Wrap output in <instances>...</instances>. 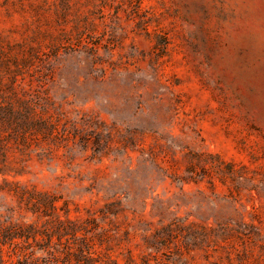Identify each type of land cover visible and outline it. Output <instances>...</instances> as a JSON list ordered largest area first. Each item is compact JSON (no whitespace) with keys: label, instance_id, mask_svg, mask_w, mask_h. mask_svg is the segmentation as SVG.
<instances>
[{"label":"rangeland","instance_id":"1","mask_svg":"<svg viewBox=\"0 0 264 264\" xmlns=\"http://www.w3.org/2000/svg\"><path fill=\"white\" fill-rule=\"evenodd\" d=\"M0 264H264V0H0Z\"/></svg>","mask_w":264,"mask_h":264}]
</instances>
